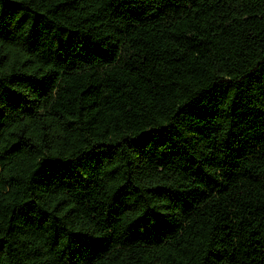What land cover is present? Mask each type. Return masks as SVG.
<instances>
[{
  "label": "trees",
  "instance_id": "16d2710c",
  "mask_svg": "<svg viewBox=\"0 0 264 264\" xmlns=\"http://www.w3.org/2000/svg\"><path fill=\"white\" fill-rule=\"evenodd\" d=\"M0 264H264V0H0Z\"/></svg>",
  "mask_w": 264,
  "mask_h": 264
}]
</instances>
